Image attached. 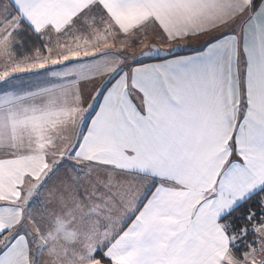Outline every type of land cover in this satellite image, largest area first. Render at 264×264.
<instances>
[{
    "label": "snow or ice",
    "instance_id": "obj_1",
    "mask_svg": "<svg viewBox=\"0 0 264 264\" xmlns=\"http://www.w3.org/2000/svg\"><path fill=\"white\" fill-rule=\"evenodd\" d=\"M0 264H264V0H0Z\"/></svg>",
    "mask_w": 264,
    "mask_h": 264
},
{
    "label": "crops",
    "instance_id": "obj_2",
    "mask_svg": "<svg viewBox=\"0 0 264 264\" xmlns=\"http://www.w3.org/2000/svg\"><path fill=\"white\" fill-rule=\"evenodd\" d=\"M157 41L158 40H149L148 42L149 43H155L157 44ZM174 43H181V44H189V45H192L193 47H195V40H186V41H176ZM178 54H181V55H185V54H191V52L189 50H186V49H182V50H178ZM146 63H151V62H154L153 60H150V59H145Z\"/></svg>",
    "mask_w": 264,
    "mask_h": 264
},
{
    "label": "rangeland",
    "instance_id": "obj_3",
    "mask_svg": "<svg viewBox=\"0 0 264 264\" xmlns=\"http://www.w3.org/2000/svg\"><path fill=\"white\" fill-rule=\"evenodd\" d=\"M147 43H149V42L147 41ZM157 45L159 46V41H157ZM127 51H128L129 54H132L133 51L138 52L139 51V46H136L135 49H128Z\"/></svg>",
    "mask_w": 264,
    "mask_h": 264
}]
</instances>
